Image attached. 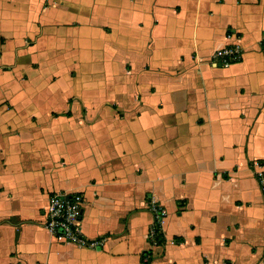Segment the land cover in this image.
Returning a JSON list of instances; mask_svg holds the SVG:
<instances>
[{
  "label": "crops",
  "instance_id": "obj_1",
  "mask_svg": "<svg viewBox=\"0 0 264 264\" xmlns=\"http://www.w3.org/2000/svg\"><path fill=\"white\" fill-rule=\"evenodd\" d=\"M258 163L264 0H0V264H264ZM58 192L101 247L44 229Z\"/></svg>",
  "mask_w": 264,
  "mask_h": 264
},
{
  "label": "built area",
  "instance_id": "obj_2",
  "mask_svg": "<svg viewBox=\"0 0 264 264\" xmlns=\"http://www.w3.org/2000/svg\"><path fill=\"white\" fill-rule=\"evenodd\" d=\"M227 45L213 52L209 64L213 68H228L243 59L244 49L241 46V38L235 33L227 35ZM256 167L260 190L264 197V163H258ZM145 206L151 211L153 222L148 230L146 239L152 247H158L159 233L163 234V223L167 217L166 210L158 203L147 199ZM85 209V197L81 192L52 193L49 196L47 206L43 209V227L56 241L71 244L77 247L96 249L103 245L104 239H92L83 230ZM158 230V231H157ZM153 253L147 251L141 260L142 264L150 263Z\"/></svg>",
  "mask_w": 264,
  "mask_h": 264
},
{
  "label": "trees",
  "instance_id": "obj_3",
  "mask_svg": "<svg viewBox=\"0 0 264 264\" xmlns=\"http://www.w3.org/2000/svg\"><path fill=\"white\" fill-rule=\"evenodd\" d=\"M157 231H158V230H157ZM164 241H165V237H164V235H162L161 233H159V244H160V245L163 244ZM145 253H146V252H145ZM145 253H143V255H144ZM143 255H142V257H143ZM150 263H151V261H150ZM150 263H146V264H150Z\"/></svg>",
  "mask_w": 264,
  "mask_h": 264
}]
</instances>
